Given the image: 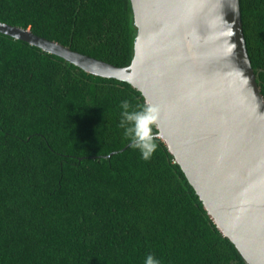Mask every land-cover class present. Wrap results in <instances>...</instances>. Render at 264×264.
I'll use <instances>...</instances> for the list:
<instances>
[{
  "label": "trees",
  "instance_id": "trees-1",
  "mask_svg": "<svg viewBox=\"0 0 264 264\" xmlns=\"http://www.w3.org/2000/svg\"><path fill=\"white\" fill-rule=\"evenodd\" d=\"M240 9L264 97V0ZM0 21L116 66L133 57L130 0H0ZM125 99L145 103L0 32V264H248L161 138L148 161L129 146Z\"/></svg>",
  "mask_w": 264,
  "mask_h": 264
},
{
  "label": "water",
  "instance_id": "water-1",
  "mask_svg": "<svg viewBox=\"0 0 264 264\" xmlns=\"http://www.w3.org/2000/svg\"><path fill=\"white\" fill-rule=\"evenodd\" d=\"M137 34L116 66L0 21V32L93 75L129 83L160 109L157 133L217 228L264 264V97L240 0H130Z\"/></svg>",
  "mask_w": 264,
  "mask_h": 264
},
{
  "label": "clouds",
  "instance_id": "clouds-1",
  "mask_svg": "<svg viewBox=\"0 0 264 264\" xmlns=\"http://www.w3.org/2000/svg\"><path fill=\"white\" fill-rule=\"evenodd\" d=\"M119 107L117 126L122 129L123 137L132 149L139 152L142 160H150L158 147L153 130L160 119L159 107L149 102L133 106L127 99L122 100ZM142 264H161V261L152 253H147Z\"/></svg>",
  "mask_w": 264,
  "mask_h": 264
}]
</instances>
